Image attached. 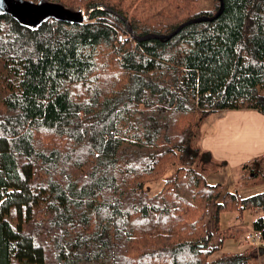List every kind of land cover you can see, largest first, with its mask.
<instances>
[{
  "label": "trees",
  "instance_id": "16d2710c",
  "mask_svg": "<svg viewBox=\"0 0 264 264\" xmlns=\"http://www.w3.org/2000/svg\"><path fill=\"white\" fill-rule=\"evenodd\" d=\"M50 1L90 18L0 15V264H251L214 239L251 210L264 242V193L209 183L193 140L214 113H264V0L147 41L220 0Z\"/></svg>",
  "mask_w": 264,
  "mask_h": 264
},
{
  "label": "rangeland",
  "instance_id": "374dc122",
  "mask_svg": "<svg viewBox=\"0 0 264 264\" xmlns=\"http://www.w3.org/2000/svg\"><path fill=\"white\" fill-rule=\"evenodd\" d=\"M198 134L199 132L193 140L194 147H198ZM249 167L250 169L246 168V171H249L248 175L245 169L238 171L225 169L223 164H219L214 160H209V158L207 159V155L205 156L203 150L200 149L195 169L202 173L208 182H216L215 184L220 183L224 193H237L240 198L246 199L264 193V160L254 163ZM170 174L169 172L166 177ZM164 183L165 179L150 183L147 185V191L150 195H154L160 191ZM213 212L214 210H212L211 214H213ZM260 215L261 212L245 210L239 218L238 214L221 212L219 227L224 231V234L218 233L215 235L214 239V243L217 244L221 237H224L220 253L250 251L254 252L251 264H264V255L261 256L257 253V249L264 246V242L260 244L257 238L259 234L253 232L252 229L253 221ZM210 223V227H213V222L211 220ZM213 230L215 231L214 227ZM216 256L217 254L213 257Z\"/></svg>",
  "mask_w": 264,
  "mask_h": 264
},
{
  "label": "clouds",
  "instance_id": "9594fccd",
  "mask_svg": "<svg viewBox=\"0 0 264 264\" xmlns=\"http://www.w3.org/2000/svg\"><path fill=\"white\" fill-rule=\"evenodd\" d=\"M236 110L225 109L200 141L203 151L222 155L224 161L241 167L264 156V113L255 117L232 116Z\"/></svg>",
  "mask_w": 264,
  "mask_h": 264
},
{
  "label": "water",
  "instance_id": "95a60500",
  "mask_svg": "<svg viewBox=\"0 0 264 264\" xmlns=\"http://www.w3.org/2000/svg\"><path fill=\"white\" fill-rule=\"evenodd\" d=\"M221 8L215 17H199L181 25L176 31L169 35L148 34L138 38L140 41L151 39L169 40L174 37L185 26L194 23L212 21L217 18L224 8V1L220 0ZM0 15L11 16L21 26L30 30H37L43 23L56 20L72 25H83L89 20L90 14L86 15L83 10L67 7L66 5L50 0H0ZM210 155L207 154V159ZM259 255H264V246L257 249Z\"/></svg>",
  "mask_w": 264,
  "mask_h": 264
},
{
  "label": "crops",
  "instance_id": "0c3cea01",
  "mask_svg": "<svg viewBox=\"0 0 264 264\" xmlns=\"http://www.w3.org/2000/svg\"><path fill=\"white\" fill-rule=\"evenodd\" d=\"M222 112V111H221ZM220 112H217V113H214V114H212V115H210L204 122H203V124H202V126L200 127V129H199V134L197 135V137H198V147L200 148V149H202L201 148V146H200V141L202 140V138L206 135V131H207V129L210 127V126H212L213 125V122L214 121H216L217 120V118H218V114H219ZM256 113H261V112H259V111H257V110H236V111H234V112H231L230 113V115H232V116H243V115H248V116H252V117H255V114ZM204 153H208L209 155H210V160H214V161H216L217 163H219V164H223V167L226 169H230V170H232V171H238V170H241V169H243L242 167H244L245 165H252V164H254V163H257V162H262L263 160H264V156H262V157H260V158H258V159H254V160H252L250 163H247V164H243L241 167H234V166H231L229 163H227L226 161H224V159H223V157H222V155H216L215 156V158H214V156H213V154L211 153V152H207V151H203ZM209 183H211V182H209ZM216 182H213L212 184H215ZM217 184H220V183H217Z\"/></svg>",
  "mask_w": 264,
  "mask_h": 264
},
{
  "label": "built area",
  "instance_id": "2783aa9c",
  "mask_svg": "<svg viewBox=\"0 0 264 264\" xmlns=\"http://www.w3.org/2000/svg\"><path fill=\"white\" fill-rule=\"evenodd\" d=\"M258 238V240L260 239L259 237H257Z\"/></svg>",
  "mask_w": 264,
  "mask_h": 264
}]
</instances>
